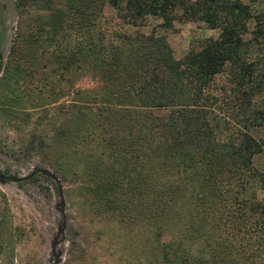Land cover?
<instances>
[{"label":"trees","instance_id":"1","mask_svg":"<svg viewBox=\"0 0 264 264\" xmlns=\"http://www.w3.org/2000/svg\"><path fill=\"white\" fill-rule=\"evenodd\" d=\"M105 4L117 25L102 18ZM14 7L0 122L39 111V124L46 107L68 115L49 117L50 134L30 129L24 151L47 154L59 174L76 157L74 173L102 211L115 205L114 192H146L151 224L159 228L172 214L178 226L176 240L159 242L161 264H264V195L257 196L264 171L253 164L264 152L257 135L264 1L14 0ZM149 18L163 28L201 21L217 34L191 38L176 58L163 34L141 30ZM82 75L94 86L74 88ZM6 217L1 209L0 253Z\"/></svg>","mask_w":264,"mask_h":264},{"label":"rangeland","instance_id":"2","mask_svg":"<svg viewBox=\"0 0 264 264\" xmlns=\"http://www.w3.org/2000/svg\"><path fill=\"white\" fill-rule=\"evenodd\" d=\"M17 18L14 0H0V76ZM102 18L107 20V24L117 25L115 12L107 4L102 8ZM141 30L163 34L176 58L185 52L191 38L217 34V29H210L201 21L177 19L170 27L163 28L159 26V20L149 18ZM35 84L32 81L28 86L36 88ZM94 84L89 75H82L76 78L74 88H90ZM67 98L69 95L62 96L59 102ZM45 109H48L46 116L39 124L34 123L39 111H34L28 121L19 115L12 124L0 122V171L3 174L25 176L35 168L53 174L49 177L35 172L27 180L0 182L3 196L0 197V210L7 214L0 264H53V241L56 242L55 256L59 258L57 264H161L159 242L176 240L178 226L174 224L176 220L172 214L162 217L168 222H162L159 228L151 224L146 192H132L134 196L131 192H114L115 205L102 211V206L89 192L85 179H79L77 171L74 173L81 168L76 157L67 160V170L59 174L49 165L51 157L47 154L24 151L30 129L50 134L53 123L49 117L52 114L56 115L54 120L57 121L68 117L64 107L57 113L51 107ZM257 135L264 140V131ZM253 164L264 171V152L254 158ZM55 181L60 186V196L55 190ZM188 195L189 192H185L182 201L185 206ZM263 195V191H257V196ZM59 229L62 230L60 233ZM195 242L187 239V246L192 250Z\"/></svg>","mask_w":264,"mask_h":264},{"label":"water","instance_id":"3","mask_svg":"<svg viewBox=\"0 0 264 264\" xmlns=\"http://www.w3.org/2000/svg\"><path fill=\"white\" fill-rule=\"evenodd\" d=\"M35 172H41V173H45L47 176L49 177H53V174L51 172H49L48 170H45V169H38V168H35L34 170H32L31 172H29L27 175L25 176H13V175H5L3 174L1 171H0V182H3L5 180H12V181H22V180H27L29 179ZM7 177L11 178V179H6ZM56 182V181H55ZM57 183V182H56ZM58 184V183H57ZM59 185V184H58ZM60 192V191H59ZM59 196H60V193H59ZM62 230L59 229L58 230V233H60ZM55 241H53L51 243V253L53 255V264H57L59 258H57V256H55V253H54V245H55Z\"/></svg>","mask_w":264,"mask_h":264}]
</instances>
